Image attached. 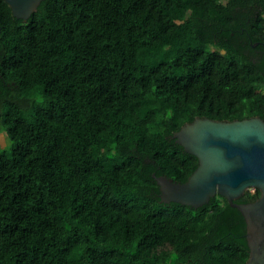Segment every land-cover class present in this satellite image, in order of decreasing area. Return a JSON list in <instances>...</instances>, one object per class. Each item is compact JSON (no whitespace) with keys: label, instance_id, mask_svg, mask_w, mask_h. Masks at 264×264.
I'll return each mask as SVG.
<instances>
[{"label":"trees","instance_id":"16d2710c","mask_svg":"<svg viewBox=\"0 0 264 264\" xmlns=\"http://www.w3.org/2000/svg\"><path fill=\"white\" fill-rule=\"evenodd\" d=\"M0 25V264H247L237 208L153 175L197 170L171 139L196 118L264 120V0L0 1Z\"/></svg>","mask_w":264,"mask_h":264},{"label":"water","instance_id":"95a60500","mask_svg":"<svg viewBox=\"0 0 264 264\" xmlns=\"http://www.w3.org/2000/svg\"><path fill=\"white\" fill-rule=\"evenodd\" d=\"M0 1L8 4L16 19L28 21L44 0ZM1 31L0 25V34ZM171 139L196 156L199 166L184 184L153 175L160 187L161 202L198 209L217 195L225 197L247 223V264H264V120L253 117L226 122L196 118ZM250 189L261 191L257 201L235 203Z\"/></svg>","mask_w":264,"mask_h":264},{"label":"rangeland","instance_id":"374dc122","mask_svg":"<svg viewBox=\"0 0 264 264\" xmlns=\"http://www.w3.org/2000/svg\"><path fill=\"white\" fill-rule=\"evenodd\" d=\"M0 144L6 150H11V142L7 135L3 132L0 134ZM252 193H255V189H250Z\"/></svg>","mask_w":264,"mask_h":264}]
</instances>
